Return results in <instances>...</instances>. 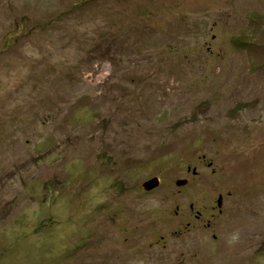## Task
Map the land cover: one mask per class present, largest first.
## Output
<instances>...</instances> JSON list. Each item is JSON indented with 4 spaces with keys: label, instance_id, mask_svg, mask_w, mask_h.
Masks as SVG:
<instances>
[{
    "label": "rangeland",
    "instance_id": "374dc122",
    "mask_svg": "<svg viewBox=\"0 0 264 264\" xmlns=\"http://www.w3.org/2000/svg\"><path fill=\"white\" fill-rule=\"evenodd\" d=\"M109 250L264 264V0H0V264Z\"/></svg>",
    "mask_w": 264,
    "mask_h": 264
},
{
    "label": "flooded vegetation",
    "instance_id": "af4514ba",
    "mask_svg": "<svg viewBox=\"0 0 264 264\" xmlns=\"http://www.w3.org/2000/svg\"><path fill=\"white\" fill-rule=\"evenodd\" d=\"M190 167H188V169H189ZM192 173L193 174H195V168L193 167L192 168ZM184 179H187V178H184ZM187 183H188V179H187ZM186 183V184H187ZM185 184V185H186ZM184 186V185H183ZM145 191V190H144ZM149 191H151V190H149ZM178 191V193H181V190L180 189H178L177 190ZM146 192H148V191H146ZM228 196L229 195H231V191L229 190V192H228V194H227ZM226 197V196H225ZM223 195H222V192L221 191H219L218 193H217V196H216V205L215 204H211L210 205V215L211 216H213V214L216 216V217H219V216H221L222 215V212H223V210H224V204H225V202H226V198H225ZM207 207V206H206ZM190 208H192V205H190ZM202 213H200V212H196V215H195V218H194V220H191V221H199L200 219H201V217H202ZM191 221H188L186 224L187 225H189V224H192L191 223ZM216 225V223L215 224H213L212 225V223H206V224H204L203 226L204 227H207V228H211V227H213V226H215ZM212 238H213V240H217V235L216 234H212ZM109 252V255H108V258L107 259H105V262L104 263H106L107 261H109V260H111V262L113 263V264H121L120 263V260L119 259H117V258H115V256H113V255H110V252H111V250H109L108 251Z\"/></svg>",
    "mask_w": 264,
    "mask_h": 264
},
{
    "label": "water",
    "instance_id": "95a60500",
    "mask_svg": "<svg viewBox=\"0 0 264 264\" xmlns=\"http://www.w3.org/2000/svg\"><path fill=\"white\" fill-rule=\"evenodd\" d=\"M159 178L157 176H153L147 180H145L144 182L141 183V187L146 190H152L153 188L157 187L159 185ZM187 183V179H177L175 181V184L177 186H183Z\"/></svg>",
    "mask_w": 264,
    "mask_h": 264
}]
</instances>
